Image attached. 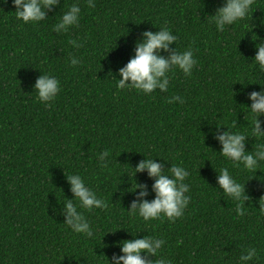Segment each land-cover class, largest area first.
Listing matches in <instances>:
<instances>
[{
	"label": "trees",
	"instance_id": "1",
	"mask_svg": "<svg viewBox=\"0 0 264 264\" xmlns=\"http://www.w3.org/2000/svg\"><path fill=\"white\" fill-rule=\"evenodd\" d=\"M75 2L60 0L37 24L17 20L12 0L0 4V264H107L119 254L113 243L132 239L131 233L163 239L161 255L171 264H240L249 247L257 256L248 264H264V213L258 204L264 161L253 171L234 167L217 154L221 146L209 134L215 126L250 129L244 120L247 93L264 82L250 65L255 51L247 32L252 15L264 16V0H254L249 17L222 32L206 16L223 0H94L93 8L79 0V24L56 33L54 25ZM161 26L176 35L173 48L193 51L192 74L169 73L165 93L118 90L117 73L133 56L136 40ZM258 34L264 38V30ZM70 57L79 64L72 66ZM41 73L60 81L48 106L32 88ZM173 96L184 103L169 102ZM262 144L264 139L249 136L246 151ZM104 151L110 155L101 167L98 155ZM143 155L165 168L172 163L189 171L191 200L175 222H145L127 212L135 197L120 191L131 186V167ZM220 168L245 185L246 201L215 189ZM65 174L81 175L108 205L81 209L94 238L73 233L52 211L73 198ZM136 180L148 186L147 199H154L147 173Z\"/></svg>",
	"mask_w": 264,
	"mask_h": 264
},
{
	"label": "clouds",
	"instance_id": "2",
	"mask_svg": "<svg viewBox=\"0 0 264 264\" xmlns=\"http://www.w3.org/2000/svg\"><path fill=\"white\" fill-rule=\"evenodd\" d=\"M8 0H0V4H7ZM87 7H95L94 0H84ZM254 0H223L221 7L217 8L213 15H207L206 21L210 18L217 31H224L227 27L236 25L246 20ZM15 11V18L24 24H37L47 19V13L60 4V0H12ZM81 7L78 2L68 6L60 16L59 21L54 25L56 33L67 32L71 27L79 24ZM247 32L251 33V42L254 45L255 55L251 58L250 65L257 69V79L264 82V38L258 34L264 30V16L253 20ZM177 37L167 27L161 26L158 31H144L134 44V54L128 62L119 69L116 79L118 90H135L137 93L150 95L156 90L165 93L169 88V73L180 70L185 76H190L196 65L191 48L180 51L172 46L176 44ZM167 55H164V54ZM72 66L79 64L76 58L69 59ZM261 86V83H256ZM36 99L48 106L58 96L61 86L60 81L51 74H40L32 85ZM249 105H244V120L250 121V129L246 126L244 131H233L229 127H217L209 134L218 141L221 148L217 153L221 158L231 162L234 167L241 165L245 170L253 171L264 161V144L258 145L256 150L246 151V142L249 136L264 139V86L259 91L247 93ZM184 103L179 96L171 97L169 102ZM212 125V124H209ZM227 130L224 131L223 129ZM110 153L104 151L98 155V162L101 167H106ZM145 158L137 163L132 169V176L129 177L130 187L120 191L123 197L125 194H132L135 198L131 201L127 210L129 216H138L148 222L160 218H166L169 222H175L181 218L189 206L191 197L187 195L190 188L185 181L189 177V171L179 165L172 164L165 168L164 164L157 162V158ZM169 162L166 159H161ZM147 173L148 178L154 183L151 192L154 199L149 200L150 195L146 184L138 183L136 175ZM216 184L220 192L233 201H246L249 196L245 192V185L233 178L228 168H220L216 172ZM257 173V172H256ZM69 185V191L73 198H65L61 209L53 208L52 211L64 217L63 224L73 233L81 234L87 238H94V231L89 222L85 219L81 209L92 211L93 209H106V202L87 186L85 180L79 174H65ZM134 181V183L132 182ZM65 197V196H64ZM76 202V203H74ZM259 209L264 213V196L259 201ZM240 208L237 207V213ZM120 231V230H119ZM112 231L109 233H116ZM129 232V231H128ZM131 233V232H130ZM132 235V239L114 242L112 247L119 248V254H113L107 259V264H171V261L161 255L165 241L154 236L143 238ZM257 256L254 247L246 248L239 256L240 264H248Z\"/></svg>",
	"mask_w": 264,
	"mask_h": 264
}]
</instances>
